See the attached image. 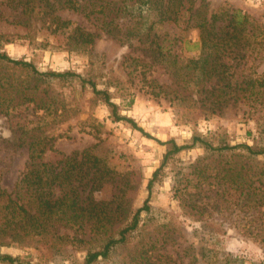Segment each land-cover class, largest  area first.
I'll list each match as a JSON object with an SVG mask.
<instances>
[{
    "label": "rangeland",
    "instance_id": "1",
    "mask_svg": "<svg viewBox=\"0 0 264 264\" xmlns=\"http://www.w3.org/2000/svg\"><path fill=\"white\" fill-rule=\"evenodd\" d=\"M209 2L215 9H242L264 25V0ZM57 13L74 24L97 30L99 36L94 44L85 50L70 49L68 32L52 33L38 17L31 19L29 29L15 22V12L6 9L0 20V51L32 62L43 72L72 70L94 80L99 89L110 92L120 114L133 118L152 137L130 122L115 121L111 107L103 99H92L90 84L83 87L75 78L37 80L27 69L0 62V186L11 191L24 170L29 149L19 145L22 140L31 142L34 136H55L52 149L43 154V159L52 164L74 151L96 145L99 155L118 165L119 174L91 196L97 201H114V205L121 196L125 197L126 216L144 206L148 197L151 208L141 212L140 226L132 233L128 246L93 264H131L136 244L148 237L157 239L161 251L170 253L178 264H206L198 255L203 247L216 250L210 259L212 264H264V230L258 227L264 220V206L252 203L251 208L241 207L248 193L264 195V153L253 155L237 147L249 144L264 148V104L254 101V96L244 97L209 118L195 121L188 120L187 115L181 117L179 111L185 110L184 103L178 105L168 98L156 100L129 80L131 68L125 56L131 48L98 28L102 11L59 9ZM162 28L171 35L180 33L172 23ZM198 36L196 29L186 32L191 41ZM132 54L150 60L140 50ZM194 55L189 51L182 57ZM148 71L161 83L174 81L165 66L153 64ZM254 71L264 76V58L255 60L252 70H246L255 75ZM135 82L138 83V77ZM95 125L99 132H94ZM194 136L200 141L170 158L149 190L148 183L168 148L160 141L175 139L180 145L192 144ZM224 146L234 149L216 150ZM230 166L235 171L242 169L244 176L234 186L218 177ZM240 184L243 185L237 187ZM255 186L260 188L255 190ZM88 193L89 189L83 196ZM192 206H208L206 213H211L209 221L217 230L215 237L204 231ZM220 227L223 231H218ZM83 237L91 238L90 233ZM97 243L70 244L64 254L56 256L16 246L1 247L0 253L22 258L19 264H82L85 248ZM190 245L195 250H185Z\"/></svg>",
    "mask_w": 264,
    "mask_h": 264
},
{
    "label": "trees",
    "instance_id": "2",
    "mask_svg": "<svg viewBox=\"0 0 264 264\" xmlns=\"http://www.w3.org/2000/svg\"><path fill=\"white\" fill-rule=\"evenodd\" d=\"M6 9L15 12V22L29 29H32L31 19L38 17L52 33L68 32L67 45L74 50L87 49L99 34L97 30L63 18L57 11H102L98 28L131 48V53L125 56V62L131 68L129 80L156 100L168 98L178 105L184 103L185 110L179 111V116L187 115L188 120L220 114L225 107L244 97L254 96V101L264 104V76L255 71V75L246 72L247 68L252 70L255 60L264 58V25L242 9L211 8L209 0H0V20ZM169 23L179 28V35L163 31L162 26ZM191 29L199 33L196 41L186 37V32ZM174 46H178L176 50ZM139 50L150 60L132 54ZM189 51L195 55L182 57ZM0 62L27 69L37 80L75 78L83 87L90 84L94 93L92 99H103L111 107L115 121L130 122L134 128L152 137L133 118L118 112L119 105L111 100L108 90L99 89L97 82L80 73L72 70L43 72L32 62L1 51ZM153 64L167 67L174 81L161 83L151 77L148 70ZM137 77L138 83L135 82ZM93 128L94 132H99L98 126ZM55 140V136L47 134L34 136L31 142H19L29 149V158L11 191L0 186V248H34L44 255L56 256L64 254L70 244L98 241L95 246L85 248L82 264L107 259L112 252L131 243L132 233L140 226L141 212L151 208L149 197L144 206L131 210L127 216L125 197L121 196L117 205L114 201L95 200L91 194L119 174L118 165L99 155L95 151L96 145L74 151L52 164L43 159V154L52 149ZM198 141V136L193 137L192 144L180 145L175 139L160 141L168 148L161 166L148 183L149 190L170 158ZM237 147H243L253 155L264 153V148L249 144ZM226 149L234 147L216 148L219 151ZM241 173L242 169L235 171L230 166L218 177L234 186L244 179ZM259 188L255 186V190ZM87 189L88 195L83 196ZM252 203L264 206V195L248 193L241 207L251 208ZM192 209L197 211L204 231L215 237L217 230L209 221L212 216L206 213L208 206H192ZM258 227L260 231L264 230V220ZM217 229L223 231L222 227ZM88 233L91 238H84ZM136 246L131 264H178L170 253L161 251L157 239L148 237ZM190 249L195 250L192 245L185 248ZM216 253L210 247H203L198 255L206 264H212L210 259ZM22 262L18 256L0 253V264Z\"/></svg>",
    "mask_w": 264,
    "mask_h": 264
}]
</instances>
